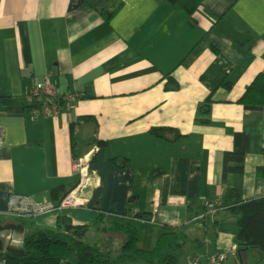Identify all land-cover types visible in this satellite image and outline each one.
Segmentation results:
<instances>
[{"label":"crops","instance_id":"obj_1","mask_svg":"<svg viewBox=\"0 0 264 264\" xmlns=\"http://www.w3.org/2000/svg\"><path fill=\"white\" fill-rule=\"evenodd\" d=\"M263 73L264 0H205L192 15L167 0H0V227L22 220L9 215L14 198L57 208L74 194L83 207L23 220L24 238L59 217L81 228L104 215L85 240L96 230L121 250L105 230L132 224L144 251L166 232L183 235L182 264L262 258L238 254L224 196L264 198V110L239 103ZM168 76L177 90H166ZM46 78L77 97L55 119L34 118L23 102ZM236 134L248 135L249 151L243 175L225 184Z\"/></svg>","mask_w":264,"mask_h":264},{"label":"trees","instance_id":"obj_2","mask_svg":"<svg viewBox=\"0 0 264 264\" xmlns=\"http://www.w3.org/2000/svg\"><path fill=\"white\" fill-rule=\"evenodd\" d=\"M188 15H192L205 0H167ZM166 90L175 91L178 84L171 78L166 77ZM208 100L205 107H209ZM246 111L264 110V73L259 75L254 83L248 88L244 97L239 102ZM91 120V118H85ZM72 127V133L73 129ZM173 132L172 129H156L152 135L165 138ZM235 145L231 153L225 154L223 180L226 184L231 175L242 176L245 168L246 156L249 151V137L245 134H236ZM264 156V150H263ZM260 177L264 178V164L258 169ZM61 190L53 191L55 193ZM68 194L64 196L67 197ZM224 199L231 204L229 211L237 219L239 229L235 244L238 254L245 251L258 250L264 259V198L244 202L236 189H228ZM148 214L143 215L149 220ZM32 219L18 220V224L24 228ZM106 223V217L101 215L93 227H99ZM92 226L73 227L65 217H59L55 229L37 231L31 236H26L24 242V256L3 255L0 256V264H66L70 257L75 259V264H178L177 252L187 246V240L177 232L164 233L151 251L139 248V234L132 224H117L106 235L119 236L123 241L120 256L111 260L108 254L100 251L95 246L87 244L86 235ZM108 231V232H107Z\"/></svg>","mask_w":264,"mask_h":264},{"label":"built area","instance_id":"obj_3","mask_svg":"<svg viewBox=\"0 0 264 264\" xmlns=\"http://www.w3.org/2000/svg\"><path fill=\"white\" fill-rule=\"evenodd\" d=\"M23 102L30 109V114L34 118L44 117L55 119L63 109L69 111L73 109L77 103V97L74 93L60 95L55 87L51 84L48 78L35 87L28 89L23 97ZM3 134L0 133L2 139ZM1 146V142H0ZM86 163L79 161L75 164L74 170L82 173ZM84 202L74 194L64 198L59 207L49 205H41L34 203L26 198H14L11 202L9 215L18 219H36L38 217L49 215L56 211L68 210L74 207H83ZM226 254L213 257L209 260L210 264H222L226 260ZM199 261H194L193 264H198Z\"/></svg>","mask_w":264,"mask_h":264},{"label":"rangeland","instance_id":"obj_4","mask_svg":"<svg viewBox=\"0 0 264 264\" xmlns=\"http://www.w3.org/2000/svg\"><path fill=\"white\" fill-rule=\"evenodd\" d=\"M142 203H144L143 198L142 200H138L135 203V205L140 207ZM227 229H230V226H227ZM141 233H143L142 230ZM85 241L87 244L95 246L100 251H103L104 253L108 254L111 260H116L120 256V250L117 241L107 239L105 236H103L101 233H99L96 230H92ZM188 248L189 246H187L182 251L175 253L180 264H182V260L185 261L186 258H188V252H187ZM255 253H259V252H255ZM250 258H251V264H264V259L258 255L256 256L252 255ZM70 261H75V259L73 257H70L68 262Z\"/></svg>","mask_w":264,"mask_h":264},{"label":"water","instance_id":"obj_5","mask_svg":"<svg viewBox=\"0 0 264 264\" xmlns=\"http://www.w3.org/2000/svg\"><path fill=\"white\" fill-rule=\"evenodd\" d=\"M0 256L9 254L13 256H24V228L19 225H7L0 227ZM66 264H72L67 262ZM139 264V263H136Z\"/></svg>","mask_w":264,"mask_h":264}]
</instances>
